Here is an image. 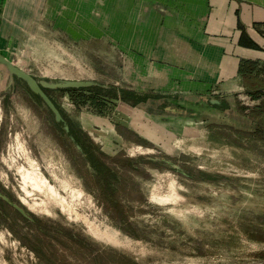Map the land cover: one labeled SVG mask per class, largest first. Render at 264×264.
<instances>
[{"label": "rangeland", "instance_id": "obj_1", "mask_svg": "<svg viewBox=\"0 0 264 264\" xmlns=\"http://www.w3.org/2000/svg\"><path fill=\"white\" fill-rule=\"evenodd\" d=\"M35 1L14 3L13 44L0 53L54 86L44 90L65 121L0 63V264H264V97L245 93H264V53H229L208 18L197 28L215 37L204 45L215 41L218 82L206 56L201 85H154L143 0L103 13L94 2L86 26ZM90 24L97 38L70 30ZM68 81L88 82L102 106L59 86ZM135 89L143 102L123 104ZM86 148L97 164L104 151L126 167L119 188L103 186ZM115 203L116 218L105 208Z\"/></svg>", "mask_w": 264, "mask_h": 264}, {"label": "crops", "instance_id": "obj_2", "mask_svg": "<svg viewBox=\"0 0 264 264\" xmlns=\"http://www.w3.org/2000/svg\"><path fill=\"white\" fill-rule=\"evenodd\" d=\"M243 1L244 3H241V0H143L142 2H144L146 8H143L142 11L139 10L138 14L140 17L147 15L149 21H151L146 35L148 43L146 60L149 63L147 70L150 81L153 80L154 85L159 84V82L163 85L169 83L172 86L175 83L179 84V82L194 86L201 85V81L204 80V59L209 56L207 69L210 70V74L206 73L211 80V84L218 82L216 75L213 73L214 70L220 68L218 64H214V62H219L217 47L212 43L215 41L209 40L211 44L204 45L205 38H215L205 36L202 30L203 23L208 18H210L212 24L214 23L217 26L216 29L218 30L216 31L218 33L223 32L222 36L225 41H231L229 53L236 50L249 59L261 58L264 53L263 3L256 0L255 5H252L251 2L246 3V0ZM17 2L18 0H0V51L1 48L6 50L7 43H10V46L13 44L12 39H14V36L11 33L13 31L12 21L14 20L13 6L14 3L17 5ZM48 2L50 11L56 19L66 20L65 16L67 15V21H73L74 23L78 21L86 26V23L91 20L94 2L95 6L98 3L97 6L103 8L101 10L103 13L104 10H108L109 6L124 7L130 3V0H48ZM208 3H210V8L206 7ZM82 13L83 17L78 15ZM76 15L79 17L77 18ZM99 20L105 21L102 16H99ZM189 22L195 23V27L189 28ZM198 22L201 23L202 27L199 30L197 28ZM239 22L242 26H238ZM172 26L175 27L174 31L166 29V27L172 29ZM88 27L85 33L76 32L75 27L70 30L74 36L78 35L84 39L97 38L92 34L91 24ZM103 33L100 32L99 34L102 35L98 36L109 37L108 33ZM125 37V34L122 33V38ZM134 38L140 43V34L134 36ZM128 47H131L132 50L130 51L129 48L124 47L123 52L127 50L130 54H136L144 50L141 46L136 48L128 45ZM214 56H217V58L214 59ZM135 60L139 66H142L145 62L144 59L141 61L136 57L133 61ZM205 77L208 80V77ZM125 92L131 94L132 100L123 98V104L136 107L143 102L137 89ZM226 99H223V102Z\"/></svg>", "mask_w": 264, "mask_h": 264}, {"label": "trees", "instance_id": "obj_3", "mask_svg": "<svg viewBox=\"0 0 264 264\" xmlns=\"http://www.w3.org/2000/svg\"><path fill=\"white\" fill-rule=\"evenodd\" d=\"M253 66V65H252ZM250 67V66H248ZM254 68V66L251 69H247V67H244L243 70H247V71H251ZM69 93L73 94V96L79 97L80 99H83L85 103H87L88 101L92 102V104H95L98 107L102 106L103 101H99V99L97 98V96H89L86 97L85 96V89L84 88H74V89H70L67 90ZM123 94H127V92H125L123 90ZM247 95H249L250 99L253 101H260L263 97H264V93L263 90H257L255 92H245ZM102 151V150H101ZM103 153V162L102 163H96L92 158L91 155H89L88 153V148H86V150L83 152V154L87 157L86 159L91 160V164L94 165L96 173H98L100 175V182L104 183V187L106 185V187H109L111 189H117L119 188L117 185L120 184V178L122 177H126L124 170L126 169L125 166L121 165L120 163L117 164L115 163V161L117 160L116 158L111 157L110 155H108L107 153H105L104 151H102ZM131 165V164H130ZM132 166H135V168L137 170H141V167L137 164H133ZM133 182V181H132ZM134 184V183H133ZM132 184V185H133ZM136 186V185H135ZM110 202V200H109ZM108 205L105 206V208L107 209V211L113 216V217H117V211L116 208L118 206H120L119 203H115V207H111V209H109L107 207Z\"/></svg>", "mask_w": 264, "mask_h": 264}, {"label": "water", "instance_id": "obj_4", "mask_svg": "<svg viewBox=\"0 0 264 264\" xmlns=\"http://www.w3.org/2000/svg\"><path fill=\"white\" fill-rule=\"evenodd\" d=\"M0 63L7 65L12 73H14L17 77L26 81V83L28 84V86L32 90V92L39 95L45 101V103L48 105V107L53 111V113L55 114L56 121L59 123H64L65 120H64L60 110L57 108L55 103L51 100V98L48 96V94L44 90V88H53L54 86L52 84L47 83V82H39L37 79H35L29 73L13 66L7 58H5L1 55V53H0ZM88 85H89L88 82L68 81L66 83H62L59 86L65 87V88H82V87H86ZM65 130L67 132L70 131L68 125H65Z\"/></svg>", "mask_w": 264, "mask_h": 264}]
</instances>
